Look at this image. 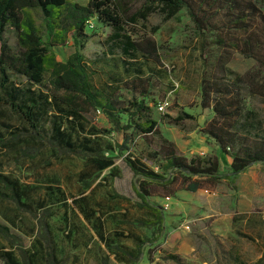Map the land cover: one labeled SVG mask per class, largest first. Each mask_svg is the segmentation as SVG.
I'll list each match as a JSON object with an SVG mask.
<instances>
[{
    "label": "trees",
    "instance_id": "16d2710c",
    "mask_svg": "<svg viewBox=\"0 0 264 264\" xmlns=\"http://www.w3.org/2000/svg\"><path fill=\"white\" fill-rule=\"evenodd\" d=\"M142 1L143 6L132 11L130 0H88L85 4L78 0H0V102L21 116L27 132L35 140L87 163L81 172L84 190L90 187V177L114 168L116 156L120 154L133 173L140 175L138 186L134 184L139 198L136 206L149 213V218L122 219L111 239L104 215L89 204L86 195L75 201L79 208L75 209L77 214L83 213L86 223L95 229L109 251L115 253V258L122 261L134 260L137 250L142 251L145 243L140 239L136 249L123 243L125 238L138 240L133 231L124 233V223L163 228L165 208L152 201L153 197L172 198L180 190H212L221 183L223 174L218 155L188 157L173 140L162 134L159 121L153 116V107L145 99L148 88L144 82L148 80L152 86L151 79L138 75L125 81L129 89L140 90L142 96L130 101L121 100L116 91L94 83L95 69L82 52L89 38L87 27L94 26L93 20L111 29L107 38L109 50L121 53V62L126 64L127 71L129 60L136 58L139 52L161 64L158 43L147 36L134 39L130 32L139 24L148 31L145 24L154 12L159 11L170 19L186 9L198 31H214V43L221 50L215 61L208 63L211 67L204 71L201 85V106L211 109L213 116L200 131L214 139L221 152L231 157L233 174L245 171L254 163L264 165V121L259 112L247 106L250 94L261 95L264 102V85L256 83L250 73L234 74L228 68L236 52L264 66V10L259 4L264 0ZM8 28L17 32L16 47L5 36ZM70 37L78 48L66 61H60L52 47L67 44ZM14 75L25 78V82L15 81ZM171 87V93L178 89V85ZM166 99H169L168 94L162 101ZM91 108L101 110L112 129L88 127L85 113ZM195 118L182 111L170 122L181 125L184 120ZM115 132L123 135L116 146H105L95 138L101 133ZM138 139L147 145L143 155L133 151ZM3 141L0 132V142ZM110 151L117 155L109 154ZM0 185L5 190H0V200L14 204L17 212L34 215L39 231L33 246L27 247L18 234L0 222V237L6 241V244L0 243V264H63L48 221L52 211L46 207L44 199L50 196L45 198L44 195L36 207H31L26 199H31L32 187L1 173ZM52 191V196L60 191L65 198L63 189L52 188ZM111 197L129 200L118 192L111 193ZM66 225L73 231L77 226L72 219H66ZM168 258L180 260L178 254H168ZM102 264L109 262L102 259Z\"/></svg>",
    "mask_w": 264,
    "mask_h": 264
},
{
    "label": "rangeland",
    "instance_id": "374dc122",
    "mask_svg": "<svg viewBox=\"0 0 264 264\" xmlns=\"http://www.w3.org/2000/svg\"><path fill=\"white\" fill-rule=\"evenodd\" d=\"M78 1L84 4L88 2ZM130 2L132 11L143 6L142 0ZM259 4L264 10V1ZM93 23V27H87L89 38L82 52L95 69L94 83L100 88L116 91L119 99L130 101L141 99L142 96L140 90L129 89L124 84L125 81L138 75L151 79L152 86H149L148 80L144 82L148 88L145 99L153 107V116L159 121L162 134L180 144L189 157L196 150L220 157L223 178L219 185L212 190H199L172 197L170 207L163 214V228L158 225L150 235L153 245L143 244L144 251L147 250L152 258V264H264V165L261 164L258 171L252 210L243 215L238 212L241 173H232L231 157L221 152L214 139L200 131L213 116L211 109L201 106V85L204 71L211 67L208 63L214 62L221 50L214 43L215 32L198 31L186 9L170 19H166L159 11L154 12L145 24L148 31L139 24L130 32L134 39L147 36L158 43L161 64L139 52L136 58L129 60L127 71L126 64L121 62V53H111L109 50L107 38L111 29L94 20ZM38 24L42 29L41 17L38 18ZM5 36L12 46H17V32L14 29L8 28ZM44 39L47 40L46 35ZM77 48L78 45L70 37L67 44L52 47V50L58 60L66 61ZM228 68L234 74L250 73L256 83L264 85V66L254 58L236 52ZM13 78L19 83L25 82V78L21 76L14 75ZM171 85H178V89L171 93ZM166 94L170 99L169 107L165 112H159L157 105ZM247 106L259 112L264 121L261 95L250 94ZM182 111L189 112L196 118L186 119L181 125L170 122V119L177 117ZM85 115L89 120L88 127L96 125L98 128L112 129L101 110L91 108ZM0 132L4 139L0 142V173L16 179L24 186L32 187L31 199H26L31 207H36L44 195L45 198L50 196V199H44L46 207L52 211L48 221L63 264H102V259L115 264L107 246L95 242V229L86 223L83 213L78 215L75 211L79 209L75 201L86 195L89 204L104 215L110 239L122 219L137 221L142 217L149 218V213L136 206V175L126 165L123 154L117 155V152L110 151L109 154L117 155L115 167L90 177V187L84 190L81 172L88 166L87 163L81 158L54 151L46 142L35 140L27 132L26 123L21 116L2 102ZM95 138H99L105 146H116V142L123 140V135L120 132L101 133ZM146 149L147 145L141 139L133 147L136 155L145 154ZM124 153L126 155L127 151ZM137 181L139 184V177ZM52 188L63 189L65 198L68 199L60 191L58 195L52 196ZM0 190L5 191L1 185ZM114 192L129 200L112 198L111 193ZM240 201L242 206L249 203V199ZM66 219L76 221L74 231L66 225ZM0 222L18 234L27 247L33 246L38 237L36 217L29 212H17L14 204L7 200H0ZM132 223L122 225L124 232L135 231L140 226ZM0 243L6 244V241L0 237ZM141 252L140 249L137 250V257L132 260V264L139 262ZM168 254H178L180 260H172L168 258Z\"/></svg>",
    "mask_w": 264,
    "mask_h": 264
},
{
    "label": "crops",
    "instance_id": "0c3cea01",
    "mask_svg": "<svg viewBox=\"0 0 264 264\" xmlns=\"http://www.w3.org/2000/svg\"><path fill=\"white\" fill-rule=\"evenodd\" d=\"M175 143L177 144L179 149L184 153V150L182 149L181 145L178 144L177 142H175ZM195 154H202L203 155L204 152L196 150L195 153L192 154L191 156H193ZM206 154H208V153H206ZM223 154H225V153H223ZM225 155H227V154H225ZM227 156H229V155H227ZM260 166H261V164L254 163L249 168H247L245 171L241 172V174H240V184H239L240 190L238 192L239 208L240 209L238 212L241 214H249L252 210V206H253L252 199H255V195H254L255 194V186H256L257 179H258V171H259ZM199 190H205V189H199ZM199 190H197V191H199ZM197 191L180 190L177 193V195L178 194H190V193H195ZM181 192H184V193H181ZM159 199L161 202L158 201ZM164 199H166V198L153 197L151 200L163 205L165 203ZM171 199H173V198H171ZM240 199H249V203H246L244 206H242ZM137 201H139V198ZM155 228H156L155 226H152V228H148V227H144V226H138L137 229L135 231H133V233L136 235L138 240L135 241L133 239H126L125 238L122 240V242L125 243L127 246H129L132 249H136L140 239L144 240L145 244L146 243L152 244L154 241L148 240V238L151 237L150 235L153 234V230H155ZM118 230H121V229L118 228ZM124 233L129 234L130 232L125 230ZM95 239H96L95 242H97L98 244H100L102 246L105 245L101 241V239L98 237V235L95 236ZM129 240H131V241H129ZM149 247L151 248L152 246H148V248ZM144 249L145 248L143 247L142 252H141V257L139 258V262L137 264H152L153 262L151 260H149V254H148L147 250L144 251ZM109 255L111 256V258H113V263H115V264H132L133 263L132 260L122 261V260L116 259L115 253H113L111 251H109Z\"/></svg>",
    "mask_w": 264,
    "mask_h": 264
},
{
    "label": "built area",
    "instance_id": "2783aa9c",
    "mask_svg": "<svg viewBox=\"0 0 264 264\" xmlns=\"http://www.w3.org/2000/svg\"><path fill=\"white\" fill-rule=\"evenodd\" d=\"M169 104H170V99H166L164 101H161L157 105V110L159 112H165L168 109ZM171 201H172L171 197H166L165 203H164V208L165 209H168L170 207Z\"/></svg>",
    "mask_w": 264,
    "mask_h": 264
},
{
    "label": "water",
    "instance_id": "95a60500",
    "mask_svg": "<svg viewBox=\"0 0 264 264\" xmlns=\"http://www.w3.org/2000/svg\"><path fill=\"white\" fill-rule=\"evenodd\" d=\"M140 175L139 174H137L136 175V177H135V179H134V184L136 185V186H138V181H137V178L139 177Z\"/></svg>",
    "mask_w": 264,
    "mask_h": 264
}]
</instances>
